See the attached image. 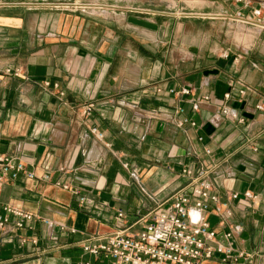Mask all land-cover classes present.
Returning <instances> with one entry per match:
<instances>
[{
	"label": "crops",
	"instance_id": "crops-1",
	"mask_svg": "<svg viewBox=\"0 0 264 264\" xmlns=\"http://www.w3.org/2000/svg\"><path fill=\"white\" fill-rule=\"evenodd\" d=\"M0 152L33 173L0 172V213L33 215L8 216L0 264H117L80 241L135 232L182 167L208 181L203 214L230 247L200 264H264V0H0Z\"/></svg>",
	"mask_w": 264,
	"mask_h": 264
},
{
	"label": "built area",
	"instance_id": "built-area-1",
	"mask_svg": "<svg viewBox=\"0 0 264 264\" xmlns=\"http://www.w3.org/2000/svg\"><path fill=\"white\" fill-rule=\"evenodd\" d=\"M13 73L17 74V69ZM43 83L48 84V81ZM160 89L159 85L155 86L156 91ZM167 91L175 90L169 87ZM238 91L242 93L243 89ZM176 92L188 95L190 88L181 87ZM228 96V92L222 94L224 98ZM208 98L207 94L191 97V109L196 110L199 101ZM90 107L86 105L84 109L87 111ZM219 110L232 121H244L241 115L228 106L221 105ZM177 111L181 113L183 108L179 106ZM180 122L195 125L193 119L184 115L180 117ZM205 151L208 152V149L206 148ZM0 172L8 174L9 177H14L20 172L27 177L33 176L31 171L25 170L21 159L4 152H0ZM181 173L189 177L188 181L171 192L166 204L159 203L139 215L135 222H140V227L135 232H128L122 228L106 234L89 235L80 241L81 249L93 255L109 257L117 264H200L202 258L216 252L222 253L224 257L229 256L230 247L215 241L216 231L210 227L203 214L210 208V202L216 200V195L211 192L208 181L202 173L193 174L187 167H182ZM47 176L45 172L41 174L43 178ZM74 192L77 193L76 190ZM238 196L253 197L254 195L245 190L241 193L232 191L228 197L233 199ZM78 199L82 200L83 196H78ZM222 204H225L224 201ZM2 210L0 228H4L9 215L13 217L12 224L16 228L23 226L33 217L30 212L10 205H3ZM117 216H121L119 209ZM42 220L50 223L47 219ZM223 235L227 237L229 231H225ZM24 241L25 237H20V242Z\"/></svg>",
	"mask_w": 264,
	"mask_h": 264
}]
</instances>
